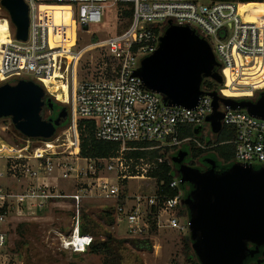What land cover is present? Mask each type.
I'll return each instance as SVG.
<instances>
[{"label":"built area","instance_id":"built-area-1","mask_svg":"<svg viewBox=\"0 0 264 264\" xmlns=\"http://www.w3.org/2000/svg\"><path fill=\"white\" fill-rule=\"evenodd\" d=\"M25 1L29 6L28 39L17 40L14 29L8 43L0 45V84L33 74L36 84L48 89L46 96L48 93L55 102L70 105V111L67 126L58 128L49 140L23 136L18 142H9L0 138V162L5 161V171H0V264L20 263L9 248L11 225L65 201L72 204L73 224L64 248L75 254L87 252L94 242L92 235L81 234L83 203L93 199L107 201V208H114V224L123 226L128 238L148 237L152 224L157 230L188 234L189 217L180 214L184 193L177 172L169 186L177 191L172 198L160 195L157 184L151 194L129 195L124 181L144 180L146 175L155 181L148 173L157 165L140 170L136 165V175L131 176L123 157L83 158L79 122H93L98 140L119 144L122 150L129 149V144L149 143L152 146L146 150L179 151L191 142V138L180 139L186 127L201 128L202 132L209 129L206 119L213 113V100L206 96L194 109L166 106L161 95L146 90L134 76L141 60L155 53L159 38L170 25L187 26L209 42L221 64L219 95L253 100L256 93L264 92V15L250 20L246 17L251 11L242 13L240 3L209 0ZM110 2L117 6L118 22L124 19L123 28L119 31L116 26L115 34L94 40L97 33L90 27L102 25ZM51 7L68 9L60 25H56ZM127 11H131L130 17L124 16ZM68 12L70 18L66 19ZM80 32L92 40L83 50L76 49ZM95 50L104 52L105 66L98 63L95 73L81 79L80 61L85 53ZM58 82L68 88L64 101L49 93V87ZM226 92L242 97H230ZM220 110L225 113L223 128L235 132L233 164L263 167L264 120L223 105ZM113 172L116 184L110 177ZM68 181L69 187H62ZM72 188L75 192L71 193Z\"/></svg>","mask_w":264,"mask_h":264},{"label":"water","instance_id":"water-1","mask_svg":"<svg viewBox=\"0 0 264 264\" xmlns=\"http://www.w3.org/2000/svg\"><path fill=\"white\" fill-rule=\"evenodd\" d=\"M1 6L16 29V39L26 41L30 25L26 1L1 0ZM220 68L207 40L187 26L170 25L159 38L155 53L141 60L134 76L146 90L161 95L169 107L194 109L202 98H212L213 113L206 124L216 136L223 130L221 105L264 120V92L249 100L223 98L217 91L203 89L205 80L223 84ZM46 104L53 109V100H46L45 91L34 82L0 86V120L11 119L26 138L49 140L68 120L64 106L57 116L43 119ZM186 156L179 152L172 162L179 165L181 186H191L182 205L189 213V238L197 264H245L259 256L264 251V166L255 169L233 164L219 170L216 159L209 158V169L201 171L183 164ZM256 264H264V260Z\"/></svg>","mask_w":264,"mask_h":264},{"label":"rangeland","instance_id":"rangeland-1","mask_svg":"<svg viewBox=\"0 0 264 264\" xmlns=\"http://www.w3.org/2000/svg\"><path fill=\"white\" fill-rule=\"evenodd\" d=\"M200 1L206 3L208 2V0ZM240 11L242 13L251 11V14H249L246 18L254 20L264 15V3L241 4ZM117 18V6L112 4V2L108 3L102 25H92L90 27L92 33H97L94 40H105L110 35L115 34L116 26H118V30L121 31L124 25V19H121L120 17L121 20L118 22ZM2 19H6L8 21L12 34L15 28L10 22L8 12L1 6L0 0V20ZM91 41L90 36L86 32H80L76 49H85L88 45H90ZM71 59L72 58L69 57V60ZM104 59V52L101 50L85 53L78 67L80 71L79 77L83 79L90 74L95 73V71L99 69L98 63H100V67L102 66L103 68L105 66L103 65ZM21 80L36 83L35 77L32 74H24ZM18 82L19 81L17 80H10L5 84L16 85ZM5 84H0V86ZM59 85L64 86L65 83L58 82L55 86L49 87V93L56 95V88H58ZM244 90L245 89L240 91ZM44 91L48 92V89L45 88ZM47 96L49 97L48 93ZM57 96L58 100L64 101L59 95ZM229 96L242 97L240 94H229ZM255 96V99L258 98L259 93H256ZM55 104L56 106H64V104L60 102ZM64 107L67 108L68 112L70 111V105ZM55 115V111L50 109L46 104L43 109L42 116L48 118L49 116L52 117ZM62 129H64V127H61L59 130ZM203 136L206 141H214L217 137L210 131V129H205ZM0 138L9 142H18L23 139V135L15 129L11 119L4 118L0 120ZM131 151L135 150L133 148L125 150L121 149L118 154L119 157L124 158V164L128 165L129 168L131 167L133 161L128 162L125 157L127 153H130ZM169 159L172 162V157ZM143 163L146 162L143 161ZM143 163L137 166L139 167V170L140 168L148 169L146 166L149 164ZM0 171H5V161L0 162ZM110 177L113 180L112 182L116 184V173H111ZM145 179H128L127 183H124V188L129 195H135L136 193L143 195L151 194L155 190L156 182L148 179L147 175L145 176ZM3 183H5L6 186H11V183L8 181H3ZM70 184V181L63 182L62 187H69ZM70 192H75V189H70ZM107 207L108 202L101 199H93L83 203L82 216L83 214H87L89 220L93 221L97 225L94 229V241L104 240L106 232L112 233L117 239H129L123 226L116 227L115 224L107 225L101 222V214L103 211L107 210ZM72 222L73 207L70 201H65L51 206L44 213L36 217L11 225L9 227V248L13 259L20 262L19 264H102V257L99 255H92L88 251L81 254H75L64 248V240L71 232ZM21 224H24L25 226L22 230H19V225ZM185 235H189V233L180 234L175 230L167 228L158 229L155 235L150 236L154 243L153 250L150 252L136 251L129 244H126L121 249L124 257L123 264H189L186 262L185 255L182 253V238Z\"/></svg>","mask_w":264,"mask_h":264},{"label":"trees","instance_id":"trees-1","mask_svg":"<svg viewBox=\"0 0 264 264\" xmlns=\"http://www.w3.org/2000/svg\"><path fill=\"white\" fill-rule=\"evenodd\" d=\"M211 2H233L240 4L247 3H264V0H209ZM124 16L130 17L131 11L124 13ZM203 89L207 92L217 91L219 92L221 86L215 83L212 80H205L203 83ZM229 95L228 92H226ZM43 117V119L48 120ZM66 125V124H65ZM198 128L186 127L183 130V133L180 135V139L191 138V142L187 145L191 148V153L193 158H202L205 155H212L215 157L218 168L220 170H226L231 167L234 163L235 158V147L231 143L235 138L234 129L230 127H224L222 133L216 137L214 141H206L204 138V130L202 129L196 133ZM79 132L81 139V156L88 159H111L116 158L119 155L121 147L119 144L100 141L95 137V124L89 121H80L79 122ZM25 139V138H24ZM152 144L149 143H136L129 144V148H136L135 151L127 153L126 160L128 162L133 161L130 167L131 176L136 175L135 167L145 161L147 164L157 165L156 168H153L149 173L148 177L155 180L159 194L172 198L176 196L177 191L171 190L169 188L171 182L176 176V170L173 166V163L170 161V157L177 154L178 151H160V150H146L151 147ZM186 146V145H184ZM147 151V152H145ZM159 159H162V162L159 163ZM143 163V164H146ZM127 183V180L124 181ZM183 190L184 198L187 195L185 186H180ZM180 214L189 217L188 210L183 207ZM82 216V215H81ZM81 224V234L94 235V229L96 228V223L89 220L87 214H83ZM116 221L114 215V208H107L101 214V222L107 225H113ZM153 223V222H152ZM24 224L19 225V230L24 228ZM157 232V227L155 224H152V229L148 237L143 239H117L112 233H105L104 240L94 241L89 247L88 252L92 255H99L102 257V264H123V254L121 249L129 244L136 251H152L153 250V240L150 236L155 235ZM182 253L185 255L186 262L189 264H197L198 260L193 253L191 248V241L189 235H185L182 238ZM245 264H248L246 262ZM256 264V263H255Z\"/></svg>","mask_w":264,"mask_h":264},{"label":"flooded vegetation","instance_id":"flooded-vegetation-1","mask_svg":"<svg viewBox=\"0 0 264 264\" xmlns=\"http://www.w3.org/2000/svg\"><path fill=\"white\" fill-rule=\"evenodd\" d=\"M47 99H50V98H49L48 96H46V100H47ZM53 102H54V106H53V109H52V110L55 111V113H56L55 116H57V115L59 114L61 108H62V105H57V106H56L55 103H57V102H55L54 100H53ZM45 106H46V105H45ZM44 108H45V107H44ZM44 108H43V109H44ZM68 114H69V112H68ZM52 117H53V116H52ZM66 122H67V121H66ZM179 152H185V153H187V156L185 157V159H184V161H183V164H185V165H189V166L194 167V168H197V169H199V170H201V171H206V170L209 169V165L206 163V159H209V158H213V159H215L214 156L209 155V154L203 156L202 158H193L192 153H191V148H190L189 146H184V147H182V148L177 152V154H178ZM177 154L173 155V156H172V159H173ZM172 163H173V166H174L175 170L177 171L179 165L176 164V163H174V162H172ZM217 166H218V164H217ZM217 169H219V168L217 167ZM219 170H220V169H219ZM185 189H186V192L188 193V192L191 190V186H190V185H185ZM183 207H184V206H183ZM257 260H259V261H263V260H264V251H261V254H260L259 256H257L256 258H254V259H248L247 262H248V264H251V263H252V264H255Z\"/></svg>","mask_w":264,"mask_h":264},{"label":"bare ground","instance_id":"bare-ground-1","mask_svg":"<svg viewBox=\"0 0 264 264\" xmlns=\"http://www.w3.org/2000/svg\"><path fill=\"white\" fill-rule=\"evenodd\" d=\"M240 8H241V6H240ZM49 9H51L53 12L56 25H60L62 23V18L64 17L63 13L67 12L68 9L63 8V7H51ZM65 17H66V19H69L70 13L68 12L67 14H65ZM10 36H11V31H10L8 21L6 19L0 20V45L8 43ZM0 81L2 82L1 76H0ZM55 94L59 95L62 98V100H64V96L68 95L67 86L66 85H64V86L59 85L58 88H56Z\"/></svg>","mask_w":264,"mask_h":264}]
</instances>
